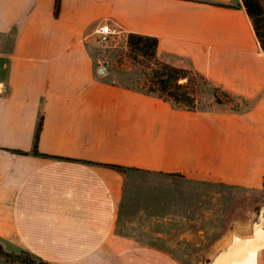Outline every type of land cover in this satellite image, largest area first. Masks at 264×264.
<instances>
[{
  "label": "crops",
  "instance_id": "crops-1",
  "mask_svg": "<svg viewBox=\"0 0 264 264\" xmlns=\"http://www.w3.org/2000/svg\"><path fill=\"white\" fill-rule=\"evenodd\" d=\"M103 23L158 36L246 107L190 110L101 75ZM136 172L264 187V50L243 1L0 0L1 242L54 264H184L175 242L118 230Z\"/></svg>",
  "mask_w": 264,
  "mask_h": 264
},
{
  "label": "rangeland",
  "instance_id": "rangeland-1",
  "mask_svg": "<svg viewBox=\"0 0 264 264\" xmlns=\"http://www.w3.org/2000/svg\"><path fill=\"white\" fill-rule=\"evenodd\" d=\"M96 34L92 45L93 52L101 58V67L105 62L110 67V70L101 75L113 76L116 81L127 85L145 87L150 68L130 56L128 34H116L109 44L100 43L98 32ZM181 59L188 62L187 59ZM222 97L225 98L224 95ZM200 98L202 109L219 104L212 91L204 85L201 87ZM221 105L229 109L246 107V103L237 97ZM203 180L204 184L186 186L185 190L182 185L171 182L168 176L136 172L118 230L146 242L157 239L175 242L178 246L175 253L184 264H204L211 248L228 232L233 223L242 230L247 228L246 223L253 211L264 200V187L260 190H249L226 185L218 180ZM189 193L192 196L188 198L186 194ZM176 194H179L178 198L173 199ZM184 195L187 197L186 202H182L185 200ZM167 198L170 199L169 204ZM176 201L181 206L177 210L171 206ZM167 209L173 215L168 222L165 218ZM186 211L188 218L176 215ZM5 246L8 251H21L7 243ZM20 263L9 261L0 255V264Z\"/></svg>",
  "mask_w": 264,
  "mask_h": 264
},
{
  "label": "trees",
  "instance_id": "trees-1",
  "mask_svg": "<svg viewBox=\"0 0 264 264\" xmlns=\"http://www.w3.org/2000/svg\"><path fill=\"white\" fill-rule=\"evenodd\" d=\"M61 1L56 0V13L59 14ZM248 15L250 16L256 35L264 50V0H242ZM225 6H234L229 3H218ZM160 39L156 35L131 32L128 34V44L130 47V56L137 62L150 68L147 72V83L145 87L139 88L147 94H158L167 101H171L179 107L190 110L200 108L201 87L207 86L213 93L215 100L219 104H224L232 100L235 96L228 90L214 84L205 74L195 70L188 62L181 57L173 54L159 53ZM185 78V81H181ZM131 86V85H129ZM138 88L136 86H132ZM225 96V98L222 97ZM44 114L40 119L35 134L33 152L43 154L39 151V138L43 128ZM25 153L24 151L17 150ZM119 170H125L127 167L119 164H108ZM191 176L218 180L206 174H191ZM0 255L9 261H18L26 264H54L53 262L41 259L28 250L20 252L8 251L5 245L0 241Z\"/></svg>",
  "mask_w": 264,
  "mask_h": 264
},
{
  "label": "water",
  "instance_id": "water-1",
  "mask_svg": "<svg viewBox=\"0 0 264 264\" xmlns=\"http://www.w3.org/2000/svg\"><path fill=\"white\" fill-rule=\"evenodd\" d=\"M110 70L105 62L99 73ZM181 81H185L182 78ZM242 230L233 223L228 232L211 248L204 264H264V200Z\"/></svg>",
  "mask_w": 264,
  "mask_h": 264
},
{
  "label": "built area",
  "instance_id": "built-area-1",
  "mask_svg": "<svg viewBox=\"0 0 264 264\" xmlns=\"http://www.w3.org/2000/svg\"><path fill=\"white\" fill-rule=\"evenodd\" d=\"M98 40L102 44H109L116 37V34L122 32L113 28L110 23H103L97 28Z\"/></svg>",
  "mask_w": 264,
  "mask_h": 264
}]
</instances>
